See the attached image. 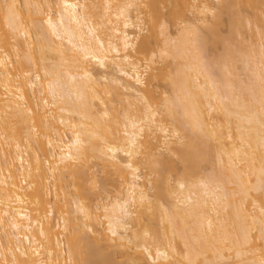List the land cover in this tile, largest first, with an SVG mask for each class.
Masks as SVG:
<instances>
[{"label":"bare ground","instance_id":"1","mask_svg":"<svg viewBox=\"0 0 264 264\" xmlns=\"http://www.w3.org/2000/svg\"><path fill=\"white\" fill-rule=\"evenodd\" d=\"M262 222L264 0H0V264H264Z\"/></svg>","mask_w":264,"mask_h":264},{"label":"snow or ice","instance_id":"2","mask_svg":"<svg viewBox=\"0 0 264 264\" xmlns=\"http://www.w3.org/2000/svg\"><path fill=\"white\" fill-rule=\"evenodd\" d=\"M161 30L163 31V26H161ZM164 107L166 109H168V112L171 114L172 109L168 108V105H165ZM178 127H179V125H178ZM189 127L193 128V130H196L199 127L198 121L194 125H189ZM165 134H166V136H170V138H174V140L176 142H178L182 148H186L187 149L186 152L182 153V157L184 159H186V160L187 159H191L197 154V150L188 142V140L185 138V135L182 134L181 132L173 131L170 134L169 133H165ZM76 143L77 144L80 143V140H79L78 136L76 137ZM130 144H131L132 147H131V151L128 152L129 155H131L132 153H134L136 151V143H135V141L134 140L130 141ZM166 148H167V145H166ZM117 150H120V149H113L111 147H109L107 149V151L109 153L115 152ZM150 163H152L153 166H157V163H158L157 162V158L153 157V159H152V161H150ZM129 167H130V165H129ZM181 187H183V185H181ZM125 214H127V213H125ZM262 223H264V222H262ZM145 235H147V233H145ZM247 239H248V236H247V233H246L245 236H244V241L246 242ZM261 239L264 240V228L261 229ZM213 264H216V262H213Z\"/></svg>","mask_w":264,"mask_h":264},{"label":"rangeland","instance_id":"3","mask_svg":"<svg viewBox=\"0 0 264 264\" xmlns=\"http://www.w3.org/2000/svg\"><path fill=\"white\" fill-rule=\"evenodd\" d=\"M250 13H251V11H250ZM171 29H172V27H171ZM175 29V28H174Z\"/></svg>","mask_w":264,"mask_h":264}]
</instances>
